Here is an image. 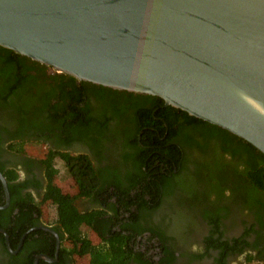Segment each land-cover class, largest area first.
Instances as JSON below:
<instances>
[{"label":"flooded vegetation","instance_id":"af4514ba","mask_svg":"<svg viewBox=\"0 0 264 264\" xmlns=\"http://www.w3.org/2000/svg\"><path fill=\"white\" fill-rule=\"evenodd\" d=\"M17 60L19 71L33 63L22 55ZM19 77L18 87L0 91V171L6 180L8 171L18 174L15 201H31L32 209L24 217L29 229L17 247H12L11 235L4 229L8 237L3 233V241L0 239V264H86L90 260L73 252L78 241L69 239L56 207L50 206L49 201L54 200L46 195L54 177L68 196L59 201H73L79 212L92 214L102 230L99 236L93 227L83 230L79 226L76 234L87 235L98 247L118 241L120 234L123 248L133 253L130 264H143V255L154 264H264V206L238 197L235 169H242V164L233 154L234 143L225 150L221 140L209 138L203 149L195 142L191 146L185 136L195 129L187 125L185 117L171 116L176 117L170 123L174 135L170 140L167 134L161 136V141L171 150L178 148L180 156L178 161L168 157L161 163V176L173 179L166 189L156 180L158 167L151 164L159 157L145 145L149 142L144 136L147 127L138 137L129 134L141 122L144 107L155 113L160 110L157 103L142 104L140 99L146 94L76 78L74 87L64 89L71 76L41 63ZM33 93L45 97L41 111L36 112L31 104ZM66 93L74 99L66 103L73 116L69 120L73 128L67 131L61 123L68 113L62 104ZM111 95L119 96L114 104ZM126 98L142 105L135 111L129 105L125 108ZM156 118L163 121L168 133L167 120ZM133 139L148 154L141 156ZM158 197L160 202L152 206ZM258 197L264 202V194ZM11 201L10 194L9 206ZM16 214L23 216L19 207L13 210V220Z\"/></svg>","mask_w":264,"mask_h":264},{"label":"water","instance_id":"95a60500","mask_svg":"<svg viewBox=\"0 0 264 264\" xmlns=\"http://www.w3.org/2000/svg\"><path fill=\"white\" fill-rule=\"evenodd\" d=\"M0 46L160 97L264 154V0H0Z\"/></svg>","mask_w":264,"mask_h":264},{"label":"trees","instance_id":"16d2710c","mask_svg":"<svg viewBox=\"0 0 264 264\" xmlns=\"http://www.w3.org/2000/svg\"><path fill=\"white\" fill-rule=\"evenodd\" d=\"M18 56H20V54L0 46V91H3L4 89L12 90L14 89V87H18L17 79L19 78V80L22 81V78L19 76H24L27 70L36 69V67H39V63L32 61L33 63L31 65L19 71L17 65ZM5 75L7 76L6 81H4ZM8 77H10L11 79H9ZM74 80L76 79L71 76L69 81L63 84L64 89L68 85L74 87ZM33 94L34 96H31L30 98L31 104L36 112L41 111L46 106H43V103L45 102V97L40 94ZM66 95L67 99L64 100L62 103L64 112H68V107H70L66 103H68V101H74V99L71 97V94L66 93ZM111 96L112 98L110 99V101L114 104V99L119 96ZM62 98L64 99V93H62ZM126 101L127 102L123 103L124 107L126 108V106L129 105L131 108H133V111H135L136 108L139 109L142 104L148 102L154 105L155 103H157L160 107V110L156 113L152 111V108L144 107L142 109L140 119L141 122H137L135 124V129L130 131L129 134L138 137V133H140V130H142L144 127H147L144 130V136H147L149 142H146L147 144L144 141L143 142L145 143V145L149 146L148 148L150 152L155 153L159 157L156 159V162L153 161L151 164H154L155 168L158 167V169H156L158 173L156 180L162 181L163 186L166 189H170L169 185L171 184L173 179H167L168 177L161 176V163H164V161H168V157H172L176 161H178L180 156V150L178 148H174L173 150H171L170 148L163 146L164 142L161 141V136H165L167 134L168 140H170L171 137L174 135L170 123H172V119L176 117L171 116L185 117L187 125H189L190 128L195 129L193 134H191V132H187L185 136L186 142L191 146H193L195 142V144L199 148L203 149L204 144L209 140V138H214L218 141L221 140L223 144V149L225 150H227L229 146H232L233 143L235 144V152L233 154L235 155V158L242 164V169L238 171H236L235 169V190L239 195L238 197L241 199V201L249 202L248 204L259 202L264 206V202H262L259 199L260 197H258L259 195H261L262 197V195L264 194V154L258 151L253 145L244 141L238 136L230 133L229 131L222 129L217 125H213L209 122L203 121L202 119L191 116L181 109L172 106L163 107L165 103L160 97L152 95H143L142 99H140V101L142 102V104L140 105H137L135 101L132 102V100L128 98H126ZM70 109L72 110L73 106ZM156 117L165 118L167 120L170 127L168 133L167 127L163 124V121H158V118ZM52 118L54 120H58L56 116H53ZM71 118L73 119V116L71 115V113L68 112L64 115L63 120H61V123L65 127V131L72 130L73 128V121H69ZM152 126H155L158 130H153ZM158 132H161V135H158ZM192 135L199 136L200 138H202V141L196 142L194 137L192 138ZM132 144L137 147V152L141 156L142 154L147 153L143 151V146L138 143L137 139H133ZM61 155L66 157L68 160L70 159L67 154ZM51 165L52 163L50 162L48 166ZM1 169L2 167L0 165V170ZM53 170L54 169H51L52 175L54 173ZM142 176L147 181L146 174L144 173V171ZM236 176H238V178ZM6 177L8 180L9 191L11 194L12 201L8 208L0 209V228L5 229L11 235V245L13 248H15L17 247L18 241L20 240L22 235L29 229V226H26V218H28V211L32 209V206L29 205L31 201H15L14 187L18 184L14 185V182L18 178V174L14 170H10L6 173ZM54 180L55 177L53 179L51 178L50 192L46 196L47 198L54 200L49 202L52 204V207H56L58 216L60 217V221L64 224L66 230L69 232V239L76 238V240L78 241V244L76 243L73 252H76L78 254H85L87 256V259H90L86 262V264H130L129 259L131 258V255L133 253H131V249L125 250L123 248V241L119 237L120 234H118V241L110 242V245L112 244L111 248L110 245L107 246V244L106 246L101 247L92 245L87 235H78V233L76 234V230L79 226L83 227V230H87L85 226H91L95 229L97 233H99V236L100 233H102V230L96 226V221L92 220V214L79 212L73 205V201H59L63 198L66 199L68 196L61 191V188L58 187ZM11 182L13 183L11 184ZM160 189H162L161 184ZM156 200L157 201H153L152 206H156L158 202H160L159 197L156 198ZM5 203V191L2 188V183L0 181V205H4ZM15 207L20 208V214H22L23 216L16 214L15 220H13L14 217H12V213ZM25 208H28V210H25ZM0 239L3 241V233H0ZM79 242L81 245L79 244ZM68 246L71 245L67 244L66 247ZM63 250V252L66 254L67 250ZM160 262V264H163L162 261ZM143 264L154 263H151L149 259H146V255H143Z\"/></svg>","mask_w":264,"mask_h":264},{"label":"rangeland","instance_id":"374dc122","mask_svg":"<svg viewBox=\"0 0 264 264\" xmlns=\"http://www.w3.org/2000/svg\"><path fill=\"white\" fill-rule=\"evenodd\" d=\"M48 205H50V204L48 203ZM50 206H52V205H50Z\"/></svg>","mask_w":264,"mask_h":264}]
</instances>
